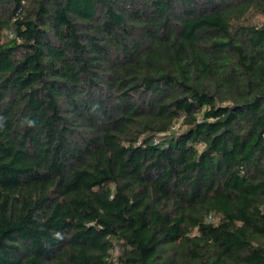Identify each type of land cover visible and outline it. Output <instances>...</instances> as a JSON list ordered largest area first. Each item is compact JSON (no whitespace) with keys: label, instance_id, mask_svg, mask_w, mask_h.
I'll list each match as a JSON object with an SVG mask.
<instances>
[{"label":"trees","instance_id":"1","mask_svg":"<svg viewBox=\"0 0 264 264\" xmlns=\"http://www.w3.org/2000/svg\"><path fill=\"white\" fill-rule=\"evenodd\" d=\"M0 264H264V0H0Z\"/></svg>","mask_w":264,"mask_h":264}]
</instances>
